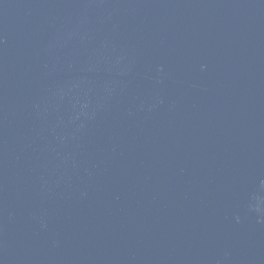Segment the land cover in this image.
<instances>
[{"label":"water","instance_id":"1","mask_svg":"<svg viewBox=\"0 0 264 264\" xmlns=\"http://www.w3.org/2000/svg\"><path fill=\"white\" fill-rule=\"evenodd\" d=\"M0 264H264V0H0Z\"/></svg>","mask_w":264,"mask_h":264}]
</instances>
